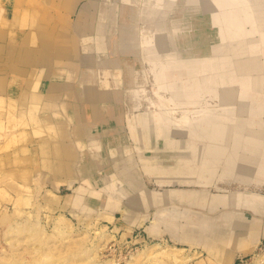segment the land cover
<instances>
[{"label": "rangeland", "instance_id": "1", "mask_svg": "<svg viewBox=\"0 0 264 264\" xmlns=\"http://www.w3.org/2000/svg\"><path fill=\"white\" fill-rule=\"evenodd\" d=\"M79 1L78 8L72 12L68 0H0V264H98L106 259H114L117 264H128L131 253L136 250L152 243L165 242L184 246L185 250L180 253L193 255V258L181 264H190L191 261L192 264H225L222 261L223 255L220 257L216 252L210 253L199 238L181 244L177 242L174 231L179 227L184 229L190 218L200 226L206 224L212 228L219 227L217 224L226 219L224 213L237 216L236 212L240 207L234 205L239 204L240 199L252 197L250 194L264 195V139L261 147L258 146L259 143L251 146L247 141L241 142V148L235 151L230 147V144H233L232 134L237 133L247 138L250 136L247 132L250 127L263 130L264 134V99H261L260 95L264 93V88H256L254 83L257 82L251 80V73L246 76V73L240 72L236 66L220 70L214 68V73H204L200 68L197 63L199 55L211 53V46L219 42V29L212 24L211 8L206 4L203 6L206 0H156L158 7L151 11L159 15L152 21L160 25L154 30L158 29L162 40L156 35V41L153 38V46L156 50L159 43L163 46L155 56L147 57V61L153 59L157 62L160 59L162 69H159L162 76L157 75L155 68L152 75L151 70L146 67L147 61L143 64L139 59L137 52L140 51V40L136 42L139 45L135 43L133 48H128L129 52L127 50L120 55L121 58L128 59L129 63L135 64L136 68L143 69L147 79L144 84L146 90L141 93L140 86L127 89L130 79L125 75L120 87V83L113 82V86L121 90L124 100L121 101L120 109H117L115 97L110 99L114 106L112 116H109L107 124L99 125V128L102 127L99 129L100 133L103 132L104 146L101 151L110 161L105 160L103 165L100 164V167L96 168L87 163L88 176L101 178V182L96 185L97 189L100 190L104 185L102 178L108 176V183L119 180V186L126 188L129 193L126 195L121 192L123 195H119L111 192V196L122 200L119 207L111 209L102 204L100 198L89 194L93 187L79 190L76 196L75 190L80 187L81 181L69 172L56 171L49 167V163L56 166L65 164V155L62 157L61 154L55 153L56 143L60 140V127L56 125V132H53L47 123L53 120V126L56 122L63 121L66 115L62 108H59V115L53 119L44 115L47 109L41 104L42 98L38 99L36 95H40L38 91L41 87L38 78L41 75L38 72L45 68L37 63L32 64L28 59L36 60L44 48L56 44L65 49V61L68 60L67 57H74L75 60V48L70 44L75 35L72 24L80 15L82 5L92 0ZM112 2H119L120 6L123 4L122 0H94V3L87 5L88 16L101 15L102 7ZM140 2L145 3V0ZM164 2H168L170 6L165 7ZM189 2H192L191 5ZM6 3L12 7L9 16L3 14ZM230 12L222 11L219 15L225 17ZM123 14L131 16V8L126 13L120 11V20ZM180 14H192L196 17L197 28H193V34L189 30L188 33L192 36L195 32L198 33L196 42L202 38V41L197 43L198 47L194 46L192 51L191 42L186 49L181 48L180 52H186L182 56L183 59L187 55V59L195 60L191 63H183L181 58L166 61L162 57L163 54L166 55L165 52L170 54L180 50L172 39L174 30L170 25ZM143 18L145 19V16L137 22H142ZM246 28L249 27L246 26L245 30ZM201 29H205L207 34L209 31L215 34L206 35ZM7 30L10 31L9 35L6 34ZM90 31L91 29L89 33ZM204 33L206 43L203 40ZM206 36L210 38L207 39ZM209 40H212L211 43ZM79 45L81 44H78L81 52L82 47ZM69 46L70 49H67ZM110 47L115 48L114 45ZM111 48L108 49L110 57L115 58ZM131 51L133 53H130ZM93 52L102 54L98 47ZM132 54L135 55L134 58ZM254 54L261 58L259 60H264L262 49L259 48ZM60 67L63 66L56 63V69L59 70ZM56 73L60 74V70ZM24 81L25 88L21 91ZM14 85L18 92L10 94L7 90ZM244 88L248 90L247 93ZM251 90L259 92L255 91L257 93L252 95L254 97H249L246 103L244 97L250 94ZM126 91H129V94L131 92V101L137 98L136 105L127 103ZM141 94H144L143 98ZM61 99L67 102L69 100L65 97ZM148 100L155 105L150 112L159 111L162 122L151 118V125L142 130V121L137 123L136 120L139 118L145 121L143 116L148 109ZM36 101L41 102L38 108L34 107ZM69 101L74 109L80 110V124L85 123L91 117V102ZM126 112L135 121L139 133L137 139L130 133ZM217 114L228 116L230 120L219 121L216 117L213 118ZM156 123L161 125L159 134L153 131V125ZM258 138L260 141L261 137ZM211 145L219 147L220 152H210ZM248 148H253L252 154ZM244 153L250 158L247 159ZM254 158L257 161L251 162ZM125 168L130 170L132 179L121 177V171ZM181 194L187 197H182ZM83 195L82 203H77L78 196ZM159 197L166 198L158 201ZM227 198H230V202ZM212 199L214 204H220L216 210H212L218 207H212ZM86 203L94 208H83ZM229 204L233 207L223 206ZM60 215L67 219L70 227L58 220ZM246 215L253 217L251 211H246ZM221 217L225 219H220ZM36 222L41 230L32 232ZM191 228L192 231L197 230L195 227ZM251 231L255 232L253 245L249 250L238 253L232 264H260L256 255L264 252V236L260 234V229ZM245 232L246 230H243V236L246 235ZM199 234L204 235L205 232L200 231ZM220 246L222 247L221 244ZM153 257L145 258L141 255L139 260L137 258L132 263H159L157 260L160 256H155V259ZM210 258H213V261Z\"/></svg>", "mask_w": 264, "mask_h": 264}, {"label": "bare ground", "instance_id": "2", "mask_svg": "<svg viewBox=\"0 0 264 264\" xmlns=\"http://www.w3.org/2000/svg\"><path fill=\"white\" fill-rule=\"evenodd\" d=\"M70 1L71 0H68L69 4H71L70 7H71L72 12H73L76 8H78L77 2L79 0H73V2H70ZM122 1H123L122 6H120V4H118L119 2L114 3V4L112 2L106 6H103L102 10H101L102 14L99 16L97 15L98 17L95 15L88 16V10L89 9L87 8V5L90 3H94V0L87 2V3H84L82 5V8H80V11H79L80 15L78 16V18L74 22V24H72V26L74 25V28H75V35L73 36L70 44L72 45L73 48H75V51H74L75 56H76L75 60H74V57H69V58L67 57L68 60L65 61V58H64V50L65 49L62 46L52 44V46L50 47L51 48L50 54L53 56L52 58L54 59V62L56 61L57 64H61L63 66V67H60V69H59L60 74L54 72L55 74L52 75L53 72L51 74H50V72L48 73V76L51 75L52 78L55 77L58 80L57 81V80L53 79V81H56V82H54L55 87H53V89L63 90L64 88H62L59 85V83H61L62 80L65 78V80H67V87H65V90H67L66 95L71 96V97H76L77 101L79 99L80 101L91 102V105L89 103H86V104H89L90 108H92L91 109V117L89 119H87V121L85 123L82 122L80 124V120L82 119L81 114L79 113L80 110L74 109L72 107V103L69 100H68V102L64 101L63 99H61L62 96H58V95H46L45 94V95H43V96H45V98L44 99L42 98V101H41L42 103L41 102H37V104L34 103L35 108L36 107L38 108L39 103H41L42 106H44L47 110L49 109V111H52L51 112L52 119L59 115V108H62L64 110L65 115H66V118H64L63 121L56 122L53 126H51L53 123V120H51L49 123H47L48 128L50 129V131L53 130V132H56V130L54 128V127H56V125H57V127H60L58 129L60 132V137H59L60 140H59V142L56 143L57 147L55 149V153L58 155L61 154L62 157H64L63 155H65V158L64 159L62 158L64 160L63 163H65V164H63L62 166H60V165L56 166L52 163H49L50 169H52V170L55 169L56 171L62 170V171L67 172V173L69 172V174L74 175L73 177H76L75 179H79L81 181L80 187H78L75 190L76 196H77L79 190L83 191V189H85L86 187H89V188L93 187V190L89 194H91V196H96V197L100 198L99 201L102 200V204H105L107 207H110V209L112 207H119L120 203L122 202V200H119L118 197L116 198V196H114V197L111 196V192L118 193L119 195H123L121 192H124L126 195L129 192L123 186H119V183L121 184V181H119V180H117L116 182L114 180L113 182L108 183V180H107L108 176H106L105 178L104 177L102 178V180L104 179V185H102V183H100L102 185L101 189L100 190L97 189L96 185H98L99 182H101L100 181L101 178L97 179V178H92V177L88 176L89 173H87V171H88L89 167H88L87 163L88 162L91 163V165L96 168V166H99L100 164L103 165V162H105V160L110 161L108 159L109 157L108 156H107L108 158L104 157L103 151H101V149H103L104 145L102 144L103 132L100 133V130H99L102 127L99 128V125H101L102 123L107 124L106 121L110 118L109 116H112V111H113L112 109L114 106L112 105V102L110 101V99L115 97V103L117 105L116 108L120 109V104H122L121 101L123 102L124 99L121 95L122 94L121 90H119L118 87H120V85H122L123 75H125L126 78L130 79L129 83L127 84V89H129V87H133V86H140L141 87V93H144L146 90L144 88L145 87L144 84L146 83V80H147L145 78L146 75L143 72L142 68L141 69L136 68L134 66L135 64L133 65V64L129 63L127 61L128 59L121 58L122 56L120 57V55L123 54L124 52H126L128 50V48H133L132 46L138 40H140V42H141L140 46L141 47L139 48L140 51L137 49L139 51V52H137V55L139 56V59L144 64V61L148 60L147 57L152 56V55L155 56L154 54H157L159 48L161 46H163V44L161 45V43H159V45H157V50L153 46L154 45L153 44V38L156 41V37H155L156 35L159 39H161V35L158 32V29L154 30V28H158V27H160V25H157L156 22L154 23L152 21L154 18H156L159 15V14H155L156 12L151 11V9L156 10V7H158L156 5V4H158L156 2V0H145V3L140 2L143 0H122ZM235 1L236 0H214L213 2H209L207 0L204 1L203 6L206 4V6L208 5V6H210L209 8H211L210 13H211L212 24L216 25L219 29L218 35H217V36H219V39H218L219 42H217L216 44L214 43L211 46V48H212L211 53L206 52V54H204V55H199L200 57H199L197 63L200 64V68H202V71L204 73H210V72L214 73V71H215V70H213L214 68L217 70H220L221 68L223 69L226 67H232V66L235 67L236 66L240 72H242V73L245 72L246 76H247V73H251V77H252L251 80H253L254 82L255 81L257 82V83H254L256 88L263 89L264 88V60L263 61L259 60L261 58H259V57L257 58L255 56L254 52L256 50H258L259 48L262 49V51L264 52V1L252 0L254 2H249L247 0V1L242 2V0H237L238 3H235ZM191 3L192 2H189L190 5H191ZM146 4H148L149 6H147ZM163 4L165 7H168V5L170 6V4H168V2H164ZM254 6H255V8H254ZM129 8H131V10H132V15L126 16L123 14L121 17V20H120V16H119L120 11L121 12L123 11L124 13H126V11L129 10ZM175 8L177 10H179L178 7H175ZM198 9H200V8L198 7ZM201 9H203V8H201ZM208 9H205V11H207ZM213 9L214 10L216 9V11H214ZM219 9H221V11ZM180 10H181V8H180ZM222 11H225V12L231 11V12L229 13V15L224 17L223 15H219V13ZM144 12L146 14H143ZM175 12H176V10H174V13ZM137 13H138V15H137ZM210 13H209V15H210ZM143 16H145V19L143 18L142 22H137V21H140L139 19H141ZM146 17L152 18V19H147ZM91 18H92V20L90 21ZM215 18H218V19H215ZM220 18H221V20H220ZM224 18H225V20H224ZM195 19H196V17L192 14H189V15H185V14L181 15L180 14V15H178L177 19H175L172 23H170V25L173 26V30H174L172 32V34L174 35V37L172 39H174L175 44L178 45L180 50L173 52V53H170V54L165 52L166 55L165 54L162 55L163 59H165L167 61V59L168 60H175L176 58H181L183 63H187V62L191 63V62L195 61L192 58L187 59V58H189L187 55H186L185 59H183L184 57H182V56L186 52H183V53L180 52L181 48L183 47V49H186L190 42H191V51H192V49H195L198 47L197 43L202 41L201 40L202 38H201L200 39L201 41L199 40V42H196L195 39H197V36H199L197 32H195L196 34L193 35L194 38L192 35H190V33H188L189 31H191V34H193V31H192L193 28H197L196 27L197 23H196ZM164 23L165 22H163L162 24L164 25ZM198 26H199V24H198ZM246 26H248L249 28L248 29L246 28V30H245ZM87 28H89V30L91 29L90 33H89V30H87ZM202 28H204V27H202ZM206 28L207 27H205V29ZM205 29H203V30L201 29V30L203 32H205L206 35H209L210 33L212 35L215 34L212 31H209L210 33L207 34V32L204 31ZM198 30H199V28H198ZM187 33L190 36L187 35ZM205 33L203 34V38H204L203 40L206 43V40L204 37ZM201 34H200V37H202ZM217 36H214V37L217 38ZM208 37L210 38V36H208ZM208 37H207V39H208ZM212 40H215V39H212ZM211 41L209 43H211ZM78 44H81V46L79 45L80 47H82L81 52H80V49L78 48ZM110 45L111 46L114 45L115 48L114 49L111 48ZM137 45H139V44H137ZM194 46H195V48H194ZM207 46H209V45H207ZM96 47H98L99 50L102 51V54L98 55V54L93 52V50ZM199 47H200V45H199ZM110 48L112 50L111 52H113V54L116 56L115 58L110 57L111 53H110V51H108V49H110ZM67 49H70V46ZM128 52H129V50H128ZM130 53H133V52L131 51ZM132 55H133L132 57L134 58L135 55L134 54H132ZM124 57H126V56H124ZM169 57H171V58H169ZM172 57H175V58H172ZM45 58H46V56H45ZM127 58H128V56H127ZM160 58H161V56H160ZM158 59H159V56H158ZM39 60H40V58H39ZM39 60H38V62H39ZM47 60H48V58H47ZM46 63H44V66L47 65ZM146 64H147L146 67L150 70H152L154 67H158V69L156 68V70H157L156 73L158 76H162V74L160 73V69H162V67H161L162 61L157 60V62H156V61H153V59H152V61H147ZM163 64H165V63H163ZM53 66L55 67L56 64ZM84 66H86V68H84ZM143 67H145V66H143ZM159 67H160V69H159ZM59 70L55 69L54 71H59ZM151 74L153 75V72H151ZM39 75H40V73H39ZM111 77H113V78L110 79ZM152 80H154V79H152ZM45 81L43 83V86L45 84V87H47V85H46L47 82L45 83ZM114 81L117 82L118 84L120 83L118 85V87L113 86ZM157 81L159 82V79H157ZM77 83H79L78 87H76ZM64 84L65 83H63V85ZM246 91H248V90L246 88H244V92H246ZM255 91L259 92L258 90H255ZM255 91L251 90V92H250L251 95L249 93L246 94V97H244V101L246 102L247 100H249L250 99L249 97H254L252 95L257 93ZM43 92L45 93V91H43ZM72 92H74V94L76 93L75 94L76 96H74ZM112 93H113V95H112ZM56 94H58V93H56ZM126 94H127L126 101L129 105H130V103H132V105L133 104L136 105L138 103L137 98H136V100L131 101V99H132L131 98L132 96H130L131 92L129 94V91H126ZM165 94H167V93H165ZM143 95H142V98L144 97ZM260 95L262 98L260 96H259V98L264 99V97H263L264 93H261ZM36 97H38V95H36ZM39 97H40V95H39ZM63 97H65V96H63ZM71 97H70V99H71ZM47 98H48V100H47ZM148 101H149L148 109L146 110V112L144 114L146 124L148 121L146 119H149V118L150 119L154 118V119H156V121L162 122L161 121V119H162L161 114L159 111L157 113L156 112H150V111H152L151 109L155 108V105L150 100H148ZM87 109L89 110L88 106H87ZM86 112H87V110H86ZM116 116H118V115H116ZM126 116H127V120H128V124H129V128H130V133L135 139H137V135H139V133L136 130L135 121L130 116V114H128V112H126ZM87 117H89V116H87ZM214 117H216V119L219 121L230 120V117L224 116L221 114H217L216 116H213V118ZM100 118H102V119L100 120ZM102 120H105V121L103 122ZM78 121H79V123H78ZM141 121L142 120H140L139 118L136 120L137 123H139ZM117 127H119V126H117ZM111 130H113V128ZM117 132H119V131H117ZM247 132L250 134V136L248 135L247 138H246V136H244L245 139H244V137L240 136V134L239 135L237 133H235L234 135L232 134L231 140L233 141L232 142L233 144H230V147L233 148L232 151H235L236 149H240L241 148L240 144L243 141L250 142L251 146H254V144L258 145V143H259L258 146H260V147L263 145L262 144V140L264 139V134L262 133L263 130H258L257 128L250 127V128H248ZM258 136L261 137L260 141H259ZM54 138H55V136H54ZM111 141H112V139H111ZM112 144H113V142H112ZM109 146H111V145H109ZM120 147H121V145H120ZM210 147H211L210 152H212V153L214 152L217 154L220 152L219 147H217V146H210ZM86 148H89V149L87 150ZM107 148H109V147L107 146ZM253 148H248V150L252 151L251 154L254 151ZM112 152L113 151L111 150V153ZM106 155H108V154H106ZM243 155L247 159L250 158V157H248L249 155H247L245 153ZM250 156L252 157V155H250ZM250 161L256 162L257 159L254 158ZM262 166L264 168V162H263ZM129 171L130 170L128 168L123 169L121 171V177L125 176L127 179H129V178L132 179V175L129 173ZM199 177L200 178L202 177L201 174ZM70 182L72 183L73 179ZM115 185H117V186L115 187ZM136 185H138V184H136ZM229 185H230V183H229ZM258 185H261V184H258ZM226 186H228V185H226ZM110 189H112V190L109 191ZM219 195H221V194H219ZM250 195L252 197H247L248 199L246 198L245 202L250 201L249 202L250 206L257 207V210L259 211V209H260V213L263 214L264 213V208H263L264 207V195L259 194V193H256V195H253V194H250ZM181 196L187 197L186 195H183V194H181ZM82 198H84V195L82 197L78 196V198H77L78 202L77 203H80V202L82 203ZM223 200H225V199H223ZM227 200H229V202H230V198H227ZM213 205L219 206L220 204L218 202H216L214 204V200L212 199V207H214ZM82 207L85 209H88V210H92L94 208L93 206H91L88 203L83 204ZM261 208H263V210ZM239 218H237V219H239ZM220 219H223V218H220ZM58 220L63 222L64 225L66 224L68 227L71 226L70 223L67 221V219L63 215H60ZM36 223H33V225H35ZM18 224H17V227H18ZM23 225H24V223H23ZM30 225L32 226V224H30ZM31 226L29 228H30V231H32L31 229L33 228L32 232L41 230L39 227V223H37L32 228H31ZM199 228L201 230L212 229L211 226L206 225V224H204L202 226L199 225ZM180 229H183V228L179 227L178 229H176L174 231L176 235H178L177 230L180 231ZM186 229H187V226L184 227L185 231H186ZM209 234L210 233L205 234L203 236V239L205 238V236H207ZM197 236H198L197 234H193V236H191L190 234H187V233H185V235H184V237L186 238V241L189 240L191 242L195 241V239L192 237H197ZM222 236L224 238H222L220 241L225 242L226 241L225 238H227V237H226V235H222ZM199 237L202 238L201 236H199ZM219 237L220 236H218L217 239H219ZM203 239H202V241H203ZM235 239H236V243L238 246L241 243L240 237L235 236ZM235 239H233V240H235ZM236 247L233 248V246H231V250L236 249ZM183 250H185L184 246H178L176 244H171L169 242H165L164 244L163 243H152V244L146 245L144 248L136 250V252H134V253H131V255H130L131 259L128 260L127 263L128 264H134L135 262L132 263L133 260H136L139 256L144 255L145 258L146 257L152 258L153 256L154 257L160 256V257H158V260H157L159 263L163 262V263L167 264V262H170V264H181L182 262H185V261L187 262V260H189L190 258H193L192 254L191 255L181 254L180 252H182ZM227 252H225L219 256L220 257L222 255L224 256V254H226ZM185 254H186V252H185ZM256 256L260 260V264H264V252H262ZM166 258L169 260H167ZM224 258H228V257H224ZM138 260H139V258H138ZM113 261H114V259L113 260L112 259H106V260H104L98 264H112V263L117 264L115 261L114 262ZM159 263H157V264H159ZM153 264H155V263H153ZM184 264H186V263H184Z\"/></svg>", "mask_w": 264, "mask_h": 264}, {"label": "crops", "instance_id": "3", "mask_svg": "<svg viewBox=\"0 0 264 264\" xmlns=\"http://www.w3.org/2000/svg\"><path fill=\"white\" fill-rule=\"evenodd\" d=\"M3 8H4V12H3L4 16H6V15L9 16V14H11V9H12L11 5L6 3V7H3ZM6 34L9 35L10 31L7 30ZM7 44H8V41H7ZM51 46L52 45H48L46 48L43 47L44 50L42 51V53H40L41 56L39 55L36 58V60L32 61V59H28L27 58L28 61L32 62V64H34V65H36V63L37 64H41L40 67H44L45 68V69H43L41 71V74H40L41 77H43V78L38 77V78H40L39 80H40V86L41 87H40V89L38 91V94H40V97L38 96L36 98H38V99L43 98L44 99L45 96H43V95L46 94V95H58V96H62V97L65 96V99L76 100V97H71V96L66 95L67 94V90H65V87H67V80H65V78L62 80V82L60 81L61 83H59V85L62 88H64L63 90L53 89V87H55L54 82H56V81H53V79L54 80H57V79L55 77L52 78L51 75L48 76V73L50 72V74H51L53 72L52 75H54L57 72V71H54L56 69V66L55 67L53 66L57 62L56 61L54 62V59L52 58L53 56L50 54V52H51V48L50 47ZM45 56H46V58H45ZM39 58H40V60H39ZM47 58H48V60H47ZM38 60H39V62H38ZM159 61H160V59H159ZM44 63H46L47 65L44 66ZM13 66H15V65H13ZM37 67H39V66H37ZM154 68L156 69L158 67H154ZM152 70H151V72H153ZM156 72H157V70H156ZM22 73H24V72H22ZM39 73H40V71L38 72V74ZM160 73H161V70H160ZM44 81H45V83L47 82V84H46L47 87H45V84L43 86ZM63 83H65V84L63 85ZM24 88H25V81H24V85H23L22 89H20V90L22 91V90H24ZM17 90H18V88L16 87V85H14V86H12V88H8L7 91H9L10 94H11V93H17L18 92ZM43 91H45V93ZM56 93H58V94H56ZM72 93H73L74 96H76L75 95L76 93L75 94H74V92H72ZM70 97H71V99H70ZM78 103H79V99H78ZM78 103H76V104H78ZM45 112L46 113L44 115L50 116V118L52 119V114H51L52 111H49V109H48ZM146 120H148L147 124H146V121H143V120H142V124L140 123L141 124L140 127H141L142 130L143 129H148V126L151 125L150 124L151 123V119L149 118V119H146ZM153 127H154L153 131L158 132L157 134H159L160 131H161V126H158L157 123H156V124L153 125ZM142 136H143V134H142ZM245 194H248V193H245ZM217 195H219V194H217ZM152 196H154V194H152ZM165 198L166 197H164V198L159 197L158 201L161 200V199H165ZM246 198H244V199L242 198V199L239 200L241 204L238 202L239 204L234 205V206L240 207L239 209H237L238 210L236 212L237 216L233 217V215L229 214V213H224L223 214V216L225 215L226 219H225V217H221V218H223L225 220H222L221 222H219L217 224V225H219V227H216V228L213 227L212 229H209V230H201L199 228V224H197L195 222H192V220H191L192 218H190L187 221V223H186L187 225H185V227L187 226L186 231L184 229H180L182 232L177 230L178 235H176L174 233V236H175L177 242H180L181 244L185 243L184 242V241H186V238L184 237L185 233L190 234L191 236H193V234H197L198 235L197 237H192V238H194V239H198L199 238L200 240H202L203 238H200L199 236L203 237L205 234L210 233L209 235L205 236V238L203 239L202 243H204L205 248L208 249L210 251V253H214V252L218 253L217 255H221V254H223V253H225V252H227L229 250L226 254H224L222 261L225 264L234 263L238 253L245 252V251L249 250V248L253 245L252 240H253V238L255 236V232H253L251 230L260 229L261 230L260 234L264 236V213L261 214L260 213V209L258 211L257 207L250 206V203H249L250 201L245 202ZM223 206L233 207L232 205L230 206V204L229 205H223ZM242 206L243 207H248V209L243 208ZM219 207H220V205L217 208L212 209V210H216ZM261 209L263 210V208H261ZM246 211H251L252 214H253V217L249 218L246 215ZM206 216H208V215H206ZM208 217H210V216H208ZM237 218H239V219H237ZM224 221H226L225 224H220V223H222ZM242 225H244V226H242ZM191 227H193V228L195 227L197 230L192 231ZM199 229H200V231H204L205 234L204 235L203 234H199V232H200ZM243 230H246V232H245L246 235H244V236L242 234ZM219 231H220V233H219ZM222 235H226V237H227V238H225L226 239L225 242H221L220 241L222 238H224ZM218 236H220L219 239H217ZM235 236H237V237L239 236L240 237V242L241 243L238 246H237V243H236ZM233 239H235V240H233ZM220 244L222 245V247L220 246ZM216 246H217V248H216ZM231 246H233V248H235L236 246L237 247H236V249L231 250ZM224 257H228V258H224ZM210 260L213 261V258H210ZM191 262H190V264H192Z\"/></svg>", "mask_w": 264, "mask_h": 264}]
</instances>
